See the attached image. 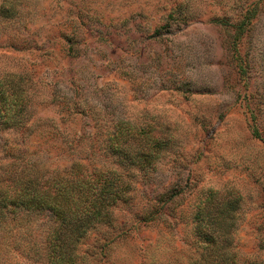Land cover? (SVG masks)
Returning <instances> with one entry per match:
<instances>
[{"label": "rangeland", "instance_id": "obj_1", "mask_svg": "<svg viewBox=\"0 0 264 264\" xmlns=\"http://www.w3.org/2000/svg\"><path fill=\"white\" fill-rule=\"evenodd\" d=\"M11 83L0 185L79 165L127 191L59 249L52 211L0 209V264H264V0H0Z\"/></svg>", "mask_w": 264, "mask_h": 264}, {"label": "trees", "instance_id": "obj_2", "mask_svg": "<svg viewBox=\"0 0 264 264\" xmlns=\"http://www.w3.org/2000/svg\"><path fill=\"white\" fill-rule=\"evenodd\" d=\"M8 87L6 91H0V94L6 95L1 99L4 103L0 106V117H5L4 123L15 121L14 116L22 105L17 99L16 85L11 83V87ZM120 134L121 131L116 137L119 138ZM157 139V145H162L163 141ZM116 150L133 161L129 153L120 148ZM124 191L127 190L116 171L91 175L77 165L65 173L44 178L37 169L27 173L21 169L12 182L0 185V209L12 205L52 211L59 221L56 234L59 249L68 242L82 238L93 222L107 216L111 207L124 199ZM190 264H223V261L210 262L208 257L202 255Z\"/></svg>", "mask_w": 264, "mask_h": 264}]
</instances>
